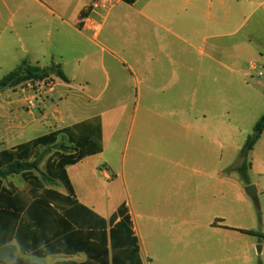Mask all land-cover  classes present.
I'll return each mask as SVG.
<instances>
[{"label": "crops", "instance_id": "crops-1", "mask_svg": "<svg viewBox=\"0 0 264 264\" xmlns=\"http://www.w3.org/2000/svg\"><path fill=\"white\" fill-rule=\"evenodd\" d=\"M95 1L0 0V5L23 15L34 9L42 19L44 13L55 20L65 15L66 27L84 35L89 33L83 26L84 18L88 11L94 12ZM234 1L106 0L111 12L104 17L105 22L110 20L104 50L116 58L120 55L121 63L129 62L126 67L134 74L139 106L132 118L136 135L120 164L105 154L121 149L123 119L112 127L102 113L83 116L84 112L60 109L73 88L49 53L43 54V64L37 67H58L66 81L36 96L39 116L22 118L19 95L12 97L0 90L6 99L0 104V152L37 138L18 142L26 132L40 131L45 124H51L54 129L50 132H54L99 118L102 151L67 167L66 173L78 203L104 220L125 204L142 264H264L259 259L264 258V236L251 228L250 204L244 197L235 199L234 182L220 178L217 165L218 40L233 37L242 29L244 22L238 24L242 15L264 4V0H240L246 3L242 8ZM23 26L19 24V28ZM51 28L52 21L47 29ZM102 28L100 25L99 32ZM235 46L223 48L231 63L226 68L233 73L241 65V60L230 53ZM251 51L248 46L247 53ZM23 62V57L11 60L14 70ZM98 175L107 185L120 180L124 195L108 193V201L97 200L89 176ZM16 176L22 181L13 182ZM76 185L83 189L82 198ZM2 187L27 191L20 175L2 180ZM47 188L64 193L60 185ZM8 245L10 248L2 252V264H35L32 258L37 257L20 254L15 241ZM257 246L261 247L260 254ZM48 257L55 258L51 264L85 260L84 254Z\"/></svg>", "mask_w": 264, "mask_h": 264}, {"label": "rangeland", "instance_id": "rangeland-1", "mask_svg": "<svg viewBox=\"0 0 264 264\" xmlns=\"http://www.w3.org/2000/svg\"><path fill=\"white\" fill-rule=\"evenodd\" d=\"M234 4L242 8L246 5L240 0H235ZM109 12H111L110 8L96 13L87 12L84 23L91 19L103 26L97 37H94L91 31L84 35L70 31L63 23L67 21L65 15H60L61 19L55 20L44 13L42 19L34 9L23 15L16 13L12 7L7 9L0 5V79L14 70L11 60L23 57L26 62H31L29 63L31 66H40L43 64V54L49 53L53 57V63L59 65L73 88L63 107L59 106L60 109L68 108L75 113L84 112L83 116L102 113L112 127L118 119H123L121 149L118 152L105 154L106 158L120 164L125 149L127 148L129 153L136 135L137 126L132 125V118L139 106L135 91L136 80L134 74L126 67L129 62L121 63L118 61V58L121 60L120 55L116 58V54L112 55L104 50V37L109 32L110 22V20L105 22L104 17L108 16ZM263 13L262 3L253 13L242 15L238 24L242 22L244 24L238 33L233 37L218 40L220 125L217 165L220 178H229L234 182L235 199L244 197L249 202L251 228L264 236V132L254 148L248 153L244 152V146L253 133L254 125L264 114V75H258L259 71L264 74ZM50 21L53 23V28L47 29ZM10 23L14 24V29ZM20 23L24 26L19 28ZM233 45L236 46L230 53L241 60L240 67H235L234 73L227 70L226 67L231 65L230 58L223 52V48ZM248 46L252 48L250 53H247ZM36 62L39 64L37 65ZM46 62L49 64V59ZM251 63L255 64L257 69L253 70ZM60 82L59 78L50 76L43 82H27L4 91L10 93L12 97L19 95L18 100L22 101V118L30 120L40 114L36 96L55 88ZM3 101L6 99L0 95V104ZM8 117L10 118V115ZM53 129L51 124H45L40 131L26 132L18 142L47 134ZM127 141L129 145H126ZM60 143L62 142L59 141V145ZM244 165H246L245 173L240 172V168ZM41 169L43 171V168ZM36 174L40 176L39 172ZM111 175L113 176L114 173ZM14 179L15 183L22 181L19 176ZM89 180L93 186L95 185L97 200L108 201V193L124 195V186L120 180L112 185H107V180L102 175L95 178L89 176ZM251 185L255 186L256 192L249 196L245 189ZM76 188L79 197L82 198L83 189L78 185ZM32 259L35 264H51L55 260L54 257ZM259 259L264 262V258L259 257ZM15 263L24 264L20 261Z\"/></svg>", "mask_w": 264, "mask_h": 264}, {"label": "trees", "instance_id": "trees-1", "mask_svg": "<svg viewBox=\"0 0 264 264\" xmlns=\"http://www.w3.org/2000/svg\"><path fill=\"white\" fill-rule=\"evenodd\" d=\"M50 76L66 81L58 67L41 69L23 62L0 79V90ZM263 132L264 114L254 125L244 152L254 148ZM101 151L100 122L96 117L0 152V264L3 250L9 249L12 241L20 254L37 258L85 255L81 263L55 264H142L125 204L106 221L78 203L67 176V167ZM245 171L246 165L240 168V172ZM13 175L22 177L27 191L2 187V180ZM58 185L64 193L47 188Z\"/></svg>", "mask_w": 264, "mask_h": 264}, {"label": "built area", "instance_id": "built-area-1", "mask_svg": "<svg viewBox=\"0 0 264 264\" xmlns=\"http://www.w3.org/2000/svg\"><path fill=\"white\" fill-rule=\"evenodd\" d=\"M106 3H107L106 0H96L94 3V12L107 9ZM84 28L88 31H91L94 37H97L99 33L100 25L97 24L94 20L88 19L87 22H85L84 24ZM250 65L253 70L257 69L255 64L251 63ZM258 75L263 76L264 74L259 71ZM40 82H43V81H40ZM29 104H32V102H29Z\"/></svg>", "mask_w": 264, "mask_h": 264}, {"label": "water", "instance_id": "water-1", "mask_svg": "<svg viewBox=\"0 0 264 264\" xmlns=\"http://www.w3.org/2000/svg\"><path fill=\"white\" fill-rule=\"evenodd\" d=\"M245 192H246L247 195L252 196V195H254V193L256 192V188H255V186H253V185L248 186V187L245 189ZM256 251H257L258 254H260L261 247H260V246H257V247H256Z\"/></svg>", "mask_w": 264, "mask_h": 264}]
</instances>
